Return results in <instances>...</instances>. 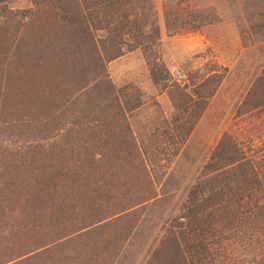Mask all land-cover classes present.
<instances>
[{"label": "trees", "instance_id": "trees-1", "mask_svg": "<svg viewBox=\"0 0 264 264\" xmlns=\"http://www.w3.org/2000/svg\"><path fill=\"white\" fill-rule=\"evenodd\" d=\"M14 1L0 0V264H116L158 196L131 125L141 98L117 89L109 65L143 52L181 143L222 76L192 93L172 81L156 0ZM209 8L163 0L168 33L213 25ZM243 150L221 142L146 264H264V177Z\"/></svg>", "mask_w": 264, "mask_h": 264}, {"label": "rangeland", "instance_id": "rangeland-1", "mask_svg": "<svg viewBox=\"0 0 264 264\" xmlns=\"http://www.w3.org/2000/svg\"><path fill=\"white\" fill-rule=\"evenodd\" d=\"M191 1L200 8L210 7L209 11L218 14L217 21L199 32L171 35L165 26L163 0H156L163 61L172 81L187 85L192 93L193 84L211 74L222 76L220 87L184 143L183 134L173 124L176 111L168 91L153 82L143 52L127 53L109 65L117 89L141 98V107L131 115V125L158 196L141 212L138 227L116 264L149 261L225 138L237 141L257 161L264 177V107L253 109L264 101L259 88L264 75V0ZM32 5L31 0H16L11 6L26 10ZM203 97L196 101L204 102ZM192 115L182 120L183 132H188Z\"/></svg>", "mask_w": 264, "mask_h": 264}]
</instances>
